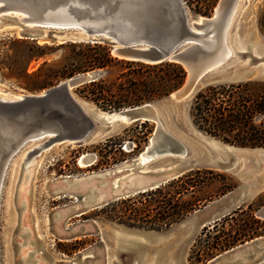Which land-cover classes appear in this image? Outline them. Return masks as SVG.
<instances>
[{"label": "rangeland", "instance_id": "1", "mask_svg": "<svg viewBox=\"0 0 264 264\" xmlns=\"http://www.w3.org/2000/svg\"><path fill=\"white\" fill-rule=\"evenodd\" d=\"M216 2L183 0L189 18L191 15L210 16ZM16 28L15 24L0 26V95L3 96L38 92L70 76H66V72L77 65L83 70L71 75L97 72L95 77L103 74L106 81L117 79L122 71L134 67L126 65L127 59L114 56L108 43L99 42L105 44L110 55L117 60H112L104 67L89 68L81 54L90 52L86 46L89 41L42 42L17 35ZM227 36L233 52L222 69L248 59V51L243 56L234 52L242 50L241 39L248 43L259 42L264 46V0H236ZM234 57L236 59L232 60ZM198 88L191 92L185 102L184 99L169 98L172 89L160 97L136 103L153 101L164 127L185 145L186 153L182 159L195 162L183 172L184 175L178 178L177 175L172 182L165 184L168 179L158 185L160 188L156 190L150 188L138 191L77 212L71 207L77 206L83 197L81 188L84 189V183L78 186L79 190L56 185L62 176L81 177L112 165L129 163L147 143L155 124L151 119L135 120L119 125L101 139L80 143L63 140L39 149L29 161L32 165L22 193L24 206L15 209V192L20 188L23 178L20 168L18 174L15 173L18 163L26 150L43 138L26 142L13 155L0 192V264H91L96 260L105 264L104 257L108 258L107 264H206L211 257L232 246L263 236L264 183L252 197L201 226L190 229L186 224L176 226L205 204L231 191L234 193L241 182H264V166L253 164L244 152L235 155L239 165H235V162L230 167H224L212 162V153L218 154V142L245 148L257 146L230 143L198 128L190 114V100ZM73 91L91 107L114 109L102 107L80 94L76 87ZM130 105L134 104H123L118 108ZM89 117L95 125L100 124L92 115ZM141 121H145L144 125H140ZM82 156H89L91 162H80ZM175 158L177 156L165 154L156 158L154 164ZM124 170L117 172L111 179L128 172ZM89 183L95 184L96 181L90 180ZM23 223L29 230L26 237V234L22 237L18 235ZM144 231H153L156 235ZM22 238L26 239L29 246L21 248L23 252H20L15 242H21ZM126 238L142 242L137 249V258L135 256L128 261L126 256L130 252L134 255L136 248L130 244L127 248L117 245ZM30 249L33 251L27 261L20 260V256H25ZM35 257L37 261L30 260ZM257 263L264 264L263 261Z\"/></svg>", "mask_w": 264, "mask_h": 264}, {"label": "water", "instance_id": "2", "mask_svg": "<svg viewBox=\"0 0 264 264\" xmlns=\"http://www.w3.org/2000/svg\"><path fill=\"white\" fill-rule=\"evenodd\" d=\"M235 2L236 0H217L210 16L191 15L190 18L183 0H0V10H6L2 11L3 14L15 20V32L19 36L49 43L105 42L110 45V52L119 58L146 63L165 60L178 62L185 69V77L168 97L184 99L185 102L201 84L264 79V46L259 42L248 43L241 39L242 50L234 52L243 56L248 51V59L221 68L227 64L226 60L233 52L227 34ZM234 59L236 57L232 60ZM96 75L97 72L77 73L38 92L0 96V192L13 155L26 142L43 138L26 150L23 160L29 159L37 150L52 142L70 140L80 143L101 139L124 122L135 120L154 121L147 143L129 163L112 165L84 176L96 181L94 187L101 185L105 194L99 199H85V192L92 186L86 185L84 189L81 188L83 197L79 204L71 207L73 210L81 212L111 199L154 188L183 173L195 163L192 159H182L186 153L185 145L164 127L153 101L113 110L88 106L73 88L94 79ZM89 115L100 124L95 125ZM217 146L218 154L213 152L211 157L216 164L230 167L236 162V153L244 152L253 164L264 166V146L245 148L222 142H218ZM165 154L175 155L177 158L154 164L156 158ZM80 160L91 162L89 156H82ZM239 163L238 161L235 165ZM124 169L133 178L131 181L126 180L124 185L115 190L120 185V178L127 174L114 180L111 178ZM71 177L73 176H62L56 185L78 189V181ZM263 183L241 182L234 193L229 192L205 204L176 226L186 224L189 229L201 226L252 197ZM14 206L15 209L21 207L16 200ZM144 233L156 235L153 231ZM23 234V231L18 233L21 237ZM141 243L139 240L126 238L117 245L127 248L130 244L136 248L134 255L130 253L126 256L128 261L136 256ZM15 246H18L17 242ZM104 252L105 248L104 251L102 249V254ZM238 253L245 254L244 260L233 262V256ZM19 259L24 260L21 256ZM261 261H264V235L232 246L211 257L206 264H256ZM100 262L96 260L91 264Z\"/></svg>", "mask_w": 264, "mask_h": 264}, {"label": "trees", "instance_id": "3", "mask_svg": "<svg viewBox=\"0 0 264 264\" xmlns=\"http://www.w3.org/2000/svg\"><path fill=\"white\" fill-rule=\"evenodd\" d=\"M86 46L90 52L81 53L86 67H104L117 60L110 55L105 44L86 42ZM125 63L134 67L122 71L117 79L106 81L104 75L100 74L79 84L76 89L102 107L115 109L123 104L136 105L144 99L165 95L178 86L185 75L181 64L174 61L146 63L125 60ZM79 70H83L80 65L74 66L65 75ZM190 114L197 127L210 135L239 145L264 146V81L203 85L191 97ZM139 123L144 125L145 121ZM173 180L169 179L165 184ZM159 188L156 186L152 189Z\"/></svg>", "mask_w": 264, "mask_h": 264}, {"label": "bare ground", "instance_id": "4", "mask_svg": "<svg viewBox=\"0 0 264 264\" xmlns=\"http://www.w3.org/2000/svg\"><path fill=\"white\" fill-rule=\"evenodd\" d=\"M2 11H6V10H0V26H3V25H9V24H13L14 25V23H16L15 22V20H13V18L11 17V16H9V15H4L3 14V12ZM16 31H18V30H16ZM208 38V37H207ZM210 40L212 41L213 40V38L211 37L210 38ZM1 91V90H0ZM19 95V94H18ZM1 97H5V96H3V95H0ZM87 104H88V102H87ZM88 106H90L89 104H88ZM91 107V106H90ZM97 110V109H96ZM97 112L98 113H100V111H98L97 110ZM124 123H126V122H124ZM212 145L214 146V144L212 143ZM40 150H42V149H40ZM38 151V150H37ZM39 153V152H38ZM24 156V155H23ZM23 156H22V158H21V160H20V162L18 163V166H17V168H18V170H17V168H16V175L18 174V171H19V168H20V173H22L23 172V174H22V176H23V178H22V180H21V186H20V188H17L16 189V192H15V196H16V203L18 204V205H21V207H22V205L24 206V203H23V197H22V193L24 192V189H25V183L27 182V179H28V177H29V174H30V170H31V165L32 164H30L29 163V161L31 160V158H33V155L29 158V159H27V160H23ZM86 157H88V156H86ZM14 159V158H13ZM88 160V159H87ZM13 161V160H12ZM83 162L85 161V160H82ZM81 160H80V162H82ZM12 163H10V165H11ZM30 164V165H29ZM125 171V170H124ZM120 172V171H119ZM122 174V173H121ZM120 174V175H121ZM127 175H126V177H123V178H120V182H119V184L120 185H118V186H116V189L115 190H118L119 189V187L121 186V185H124L126 182V180H128V181H131V179L133 178V175H131L130 173H126ZM85 176H87V175H85ZM117 176V175H116ZM119 176V175H118ZM17 178V177H16ZM72 178V180H77L76 182L78 183V185L79 186H81V184H83L84 185V187H85V184L86 185H88V184H94V183H89L90 182V180L91 181H93L94 182V180H92V179H89V182H88V184L87 183H85L86 181H88V178H85L84 176H81V177H71ZM113 178H114V176H113ZM84 179V180H83ZM111 180H113V179H111ZM80 183V184H79ZM110 187V186H109ZM103 187L101 186V185H98V186H95L94 187V185H92V186H89L88 187V190H87V192H85V199H99L102 195H104L105 194V191H103V190H101ZM65 189V188H64ZM72 189V188H71ZM78 190H79V188H78ZM71 192V191H70ZM232 192V191H231ZM1 195V194H0ZM76 195V194H75ZM78 196V195H77ZM80 200V199H79ZM24 208V207H23ZM197 211V210H196ZM226 214V213H225ZM12 218H14V213H12ZM200 226V225H199ZM21 229H22V231L26 234V233H28L29 232V230H28V228H26L25 226H24V223L22 224V227H21ZM28 234H26L24 237H26ZM133 237V236H132ZM161 239V238H160ZM18 246H19V251L20 252H23V250L21 249V248H24V249H26V247L27 246H29L28 245V243L26 244V239L25 238H22V241L21 242H19L18 243ZM104 250V249H103ZM120 250V249H119ZM33 250H29L26 254H25V256H22L23 257V261H27L26 259L27 258H29V256H30V252H32ZM35 252V251H34ZM126 252H128V251H126ZM130 252V251H129ZM134 252V251H133ZM131 253V252H130ZM98 255V254H97ZM137 255V254H136ZM95 256H96V254H95ZM104 256V255H103ZM139 256V255H138ZM137 257V256H136ZM244 258H245V254L244 253H238V254H236V255H234L233 256V262H239V261H241V260H244ZM33 260H36V257L34 258V259H32V261ZM172 260V259H171ZM37 261V260H36ZM107 261H108V258H106L105 257V264H107ZM174 261V260H173ZM264 262V261H263ZM153 263V262H152ZM173 263V262H172ZM95 264V263H94ZM171 264V263H170ZM258 264V263H257Z\"/></svg>", "mask_w": 264, "mask_h": 264}]
</instances>
